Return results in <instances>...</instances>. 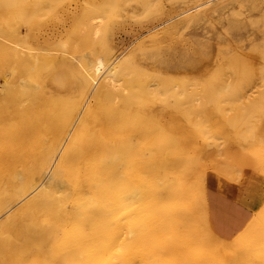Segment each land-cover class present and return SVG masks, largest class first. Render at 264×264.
I'll return each instance as SVG.
<instances>
[{
    "label": "rangeland",
    "instance_id": "1",
    "mask_svg": "<svg viewBox=\"0 0 264 264\" xmlns=\"http://www.w3.org/2000/svg\"><path fill=\"white\" fill-rule=\"evenodd\" d=\"M39 1L40 3L43 1L39 6L41 11L36 12L32 17L27 16L29 13L18 15L14 10L0 11V19L5 17L1 21L7 24H2L4 29L0 30V86L3 85L5 77L9 82L18 77H31V80L41 87L44 98L55 97L53 92L57 93L55 99L59 98L61 103H58L60 106L53 108L54 113L60 112V116H64L66 107L90 101L87 97L92 92L87 91L86 96H82L81 72L74 69L75 60H72V64L68 61L70 59L66 60V58H80L86 52L95 51H98L103 58L109 55L128 57L129 71L125 73L126 80H138L144 87L151 81L160 80V77L155 75L157 71L169 69L184 70V74H188L181 76L177 72L173 74L170 72L168 75L161 73L162 78L167 81L173 79L174 83L180 84L182 88L193 85L189 88L193 93L188 99L195 100L186 104L187 107L176 106L174 98L162 94L155 97L152 102L131 105L123 113L107 115L105 112H108V109L105 108L90 120L88 132L95 131V135L101 139L109 133L113 136L115 155H119V151L125 147L130 148L125 155L120 153L122 162L120 167L114 170V211L117 222V230L114 233L120 244L116 251V264H264V230H262L264 229V219H262L264 218V105L261 108H253V110L258 109L259 113L256 112L257 110H243L242 117L234 116L233 109L236 107L222 103L219 99L211 108V105L205 104V97L199 92L201 88L209 87L208 81L211 80V75L214 77V73L218 74V71L223 73L225 69L228 71L234 66L230 61L236 53L237 55L239 52L240 55L246 53L247 57L242 56L243 59L249 61L252 59L253 61L250 62L254 63L259 62L264 56L262 53L264 49H261L264 47V0H211L212 2L210 0H27L34 3ZM197 5L201 6H198V9L194 8ZM91 6L105 11L100 13L101 11L98 10H90ZM18 17L23 23L17 22ZM22 17L25 18L24 21ZM6 18L9 22L5 20ZM98 18L101 19L98 26L99 36L94 38L95 25L91 19ZM232 28H236L238 33H232L235 32ZM12 42L33 49L32 53L35 54L45 49L51 54L50 58L47 60L39 57V60L34 61L27 58L26 51H23L24 56L15 57L13 52L5 48L11 46ZM241 43L245 45V49L241 48L243 47ZM208 48L211 54L207 56ZM199 56L207 58L206 65L210 63V66L202 68L198 66L200 68L198 71L197 67L187 66L192 59L202 58ZM16 60L20 63L17 64ZM30 61L34 66L31 64L30 67ZM161 61L164 65L158 67V63L162 64ZM221 67L227 68L222 70ZM206 68L208 69L205 71ZM260 76V74L259 77L257 76V80ZM183 83L185 86L182 85ZM254 90H247L249 97L251 95L255 97V94L258 95L261 91L259 88ZM5 94V90H0V115L6 114L1 117L3 122L0 129L5 123L10 125L17 121L15 110L11 111L5 103ZM185 108H195L197 111L195 114H188L190 117L184 113L180 119L178 110ZM56 119L60 125V117ZM108 127L113 129L108 131ZM171 127L177 128L181 135L179 151H170L174 155L171 157L178 160L181 166L178 175L173 173L174 179L180 180L181 184L185 185V189L182 190L178 200L175 198L168 204L158 205L159 209L154 214L150 211L147 213V219L151 215L156 218L155 226L148 220L145 222V219L142 224L148 229L145 230L144 227L141 228L142 226L138 228L136 222L138 217L140 219L141 217L136 215H144L143 208L138 203H131L130 207L124 205L121 209L120 204L123 200L127 202L128 185L140 184L146 177L147 181L152 178L154 173L145 172L146 169L148 170L146 166L160 161L164 156L163 153L160 155L152 150V145L162 129ZM97 156L103 160L108 155L104 152ZM82 158L87 161L84 155L80 156L79 160ZM169 170L171 166H160V170H157L155 175L156 181L160 182L158 177L166 182L173 181V175L171 171L168 173ZM103 173L107 174L106 171ZM46 179L45 176L43 181ZM78 179L80 172L72 169L69 172L68 183L72 187L74 182L79 181ZM227 186H233L244 192L246 199L255 204V212L253 217L250 215L245 216L244 219L242 217L238 223L240 232L233 239L221 240L214 237L211 230H209L211 233L208 232L204 208L209 189L223 190ZM71 187L63 192L61 195L63 198L71 195ZM135 190L140 192L141 187ZM160 194L164 197V190H161ZM28 195L10 211L22 206L34 195V191L30 190ZM189 197L191 198L188 199ZM140 199H143L142 193L136 201ZM161 210H166V213L164 211L161 213ZM174 210L176 211L173 212ZM127 213L133 217L129 224L136 225L133 228L137 227L134 230L138 231L128 241L121 243L120 239L124 236L122 225L127 223L125 219ZM6 215L2 214L0 220ZM172 227L173 229L176 227L174 231L169 230ZM184 233L189 236V240ZM245 236L247 238H244ZM191 239L198 240L194 245L195 249L192 250L191 244H195L196 241ZM182 244H187L186 248ZM236 244L238 246H235ZM178 245H181V248ZM183 256H186L185 259Z\"/></svg>",
    "mask_w": 264,
    "mask_h": 264
},
{
    "label": "bare ground",
    "instance_id": "2",
    "mask_svg": "<svg viewBox=\"0 0 264 264\" xmlns=\"http://www.w3.org/2000/svg\"><path fill=\"white\" fill-rule=\"evenodd\" d=\"M41 4H43V1L42 3L40 1L34 3L27 2V0H0V11L14 10L18 15L29 13V15H26L32 17L36 12L41 11L39 7ZM198 6L194 8L198 9L200 7ZM93 9L94 7L90 8V10ZM94 10L97 11L98 9ZM98 11L102 13L105 10L101 9ZM197 11L199 12V10ZM4 18L1 17V19ZM25 18L22 17L21 19ZM1 19L0 30H3L2 24L5 25L6 23L1 21ZM5 20L8 21L7 18ZM17 22L23 23L19 21V17ZM91 22L95 25L93 37L97 38L99 36L98 26L101 19H91ZM232 29V31H235L232 33H238L236 28ZM245 42L243 41V43ZM10 44L11 46H5V48L13 52L15 57L19 55L24 56L23 51L28 52L27 58L29 57V59L31 58L34 61H37L36 59L39 57L49 60L48 58L51 55L45 49L39 50L41 53L35 54L32 53L34 52L33 49L22 47L19 43L12 42ZM241 48L245 49V45L241 46ZM261 49H264V47ZM206 53L208 56L211 54V50L208 48ZM242 56L247 57V54L241 53L240 55L239 52V55H237L236 53V56L232 57L230 61V64L233 63L234 66L228 67V71L225 69L227 72L224 71L222 73L218 71V74L214 73V77L211 75V80L208 81L209 87H203L199 90L200 95L205 97V104L211 105V108L220 99L222 103L236 107L233 109L234 116L241 117L243 116V110L251 111L253 108H261L264 105V56L261 57L259 62H257L258 59L257 63L250 62L253 61L252 59L250 61L244 60ZM199 57L202 58L198 60L192 59L190 63H187V66H191L190 68L197 67V71L202 67L210 66V63L206 65L207 58L204 56ZM67 59H70L68 61H71L72 64V60H75L76 68L74 69L81 72L83 79L82 96H86L87 91L92 92L87 97L90 101L66 107L67 110L65 109L66 114L64 116H60V112L54 113L55 107L57 105L60 106L58 103H61L59 102L61 101L59 98L55 99L57 93L53 92L55 97L44 98L45 96H43L41 87L31 80V77H18L10 82L9 80L6 81L5 77L3 85L0 86V90H5L6 92L4 96L5 103L11 108V111L15 110L17 118V121L10 123V125L8 123L3 124L2 129H0V216L7 214L0 220V264H116V251L117 247H120V244L117 242L116 234L114 233L117 230L114 211V170L116 167H120V163L122 162V155L120 153L125 155V152H128L130 148L125 147L119 151V155H115L113 136L109 133L101 139L95 135V131L88 132L87 128L90 126V120L98 116L100 111L105 108L108 109V112H105L107 115L123 113L131 105L152 102L155 97L162 94L174 98L175 105L181 106V108L195 100L188 99L189 95L193 93L192 89H190L191 91L189 90L193 86L192 84L188 86L189 88H182L180 84L174 83L173 79L167 81L164 77H161V73L162 75H168L170 72L172 74L177 72L181 76L187 75L188 73L184 74V70L171 71L169 69L162 72L157 71L155 75L160 77V80L151 81L150 84L144 87L138 80H126L125 73L127 70L129 71L127 65L129 62L128 57L109 55L107 58H103L99 55L98 51H95L86 52L80 58L72 57ZM16 62L17 64L20 63L17 60ZM29 63L34 66V63H31V61ZM158 64V67H163L164 62ZM182 66L184 69V64ZM221 68L223 70L227 67ZM259 74L261 76L257 80ZM182 85L185 86L184 83ZM247 88L251 90L259 88L261 91L258 95L252 92L256 96L252 97L253 95H251L249 97L250 95L248 96L247 94V90L249 89ZM249 92L251 93V91ZM193 96H196V94H193ZM196 111L197 109L195 108H185L184 110H178L179 116H177L181 119L184 113L192 115ZM253 111L258 112V109ZM4 116L6 114L2 113L0 115V125L3 122L1 117ZM188 116L190 117V115ZM188 116L185 115V117ZM59 117L61 121L60 125L56 122V118ZM53 125L55 126L53 127ZM111 129L113 127L107 128L108 131H111ZM112 132L114 133L113 130ZM180 139L181 135L177 128L162 129L151 149L160 155L164 154V156L160 161L152 162L146 166L148 170L146 169L145 172L151 171L154 173L152 178L147 181L146 177L140 184L128 185L127 202L125 203V200L121 199L123 200V203L120 204L121 209L124 205L130 207L131 203H138L143 208V213L145 214L136 215L140 216L141 219L138 217L137 221V217L135 216L136 218H134L137 221L136 225L138 228L144 227L142 223L145 219V222L148 220L149 223L155 226L154 220L156 218L154 219L153 215H151L147 219V213L150 211L154 214L159 209L157 208L158 205L168 204L175 198L178 200L182 190L185 189V185H182L180 180L174 179L175 175H178V170L181 169V166L180 162L178 163V160L173 159L171 156L174 155L170 153L172 150L179 151L178 148L181 147ZM104 152L108 156L102 160L97 155ZM89 153H92L91 156H89ZM83 155L87 158V161L83 158L79 160V157ZM118 160L119 162H117ZM160 166H171V170L168 173L171 171L173 181L166 182L160 177H158L160 182L156 181L155 175L157 170H160ZM72 169L80 172V179L74 182L71 187L68 183V176ZM103 171H106L107 174L105 175ZM45 176L47 179L43 181ZM70 187L71 195L63 198L61 195ZM139 187H141L140 192L135 190V188L138 189ZM30 190L34 191V195L18 209L10 211L14 205L24 201ZM161 190H164V197L160 194ZM186 192L187 190L183 192V195ZM141 193L143 199L136 201ZM182 207L184 210V206ZM162 211L164 210H161V213ZM165 211L164 213H166ZM167 216L169 217V215ZM125 219H127V223L122 225L124 236L122 235L123 237L120 239L121 243L128 241L138 231H135L137 227L133 228L136 225L132 222L133 226L129 224V221L133 219L129 213H127ZM251 225L254 226L253 224ZM187 227L190 226L187 225ZM206 227L208 229V226ZM171 229L173 227L169 228V230ZM186 233L184 234L188 239L189 234L187 233V235ZM181 235L180 239H182ZM244 238H247V236ZM191 240L194 241L195 239ZM216 240L219 241L218 239ZM240 240H242V237ZM197 241L196 243L194 242L195 244H191L193 245V247H190L191 250L196 247L194 245L197 244ZM185 245L183 246L185 247ZM235 246L238 245L236 244ZM178 247L181 248V245H178ZM182 249L184 248L182 247ZM183 251L185 253V250ZM239 252L241 251L239 250ZM186 255L189 256V254ZM191 256L193 255L191 254Z\"/></svg>",
    "mask_w": 264,
    "mask_h": 264
},
{
    "label": "crops",
    "instance_id": "3",
    "mask_svg": "<svg viewBox=\"0 0 264 264\" xmlns=\"http://www.w3.org/2000/svg\"><path fill=\"white\" fill-rule=\"evenodd\" d=\"M255 204L246 199L244 192L233 186L223 190L211 188L207 192L204 208L205 222L211 232L221 240H231L240 231L242 217H253Z\"/></svg>",
    "mask_w": 264,
    "mask_h": 264
}]
</instances>
